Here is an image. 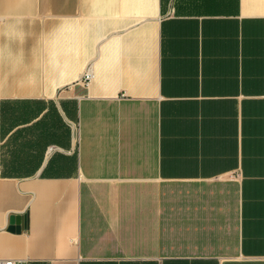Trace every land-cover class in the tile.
<instances>
[{
  "label": "crops",
  "instance_id": "1",
  "mask_svg": "<svg viewBox=\"0 0 264 264\" xmlns=\"http://www.w3.org/2000/svg\"><path fill=\"white\" fill-rule=\"evenodd\" d=\"M0 259L264 264V0H0Z\"/></svg>",
  "mask_w": 264,
  "mask_h": 264
},
{
  "label": "built area",
  "instance_id": "2",
  "mask_svg": "<svg viewBox=\"0 0 264 264\" xmlns=\"http://www.w3.org/2000/svg\"><path fill=\"white\" fill-rule=\"evenodd\" d=\"M83 78H84L85 84L88 85L92 78L90 69L86 70ZM22 262L23 261L14 260V259H0V264H22Z\"/></svg>",
  "mask_w": 264,
  "mask_h": 264
},
{
  "label": "water",
  "instance_id": "3",
  "mask_svg": "<svg viewBox=\"0 0 264 264\" xmlns=\"http://www.w3.org/2000/svg\"><path fill=\"white\" fill-rule=\"evenodd\" d=\"M24 220V218H22V217H13L12 219H11V226L9 227V231H11V232H14V231H16V232H20L21 231V229H22V221Z\"/></svg>",
  "mask_w": 264,
  "mask_h": 264
}]
</instances>
